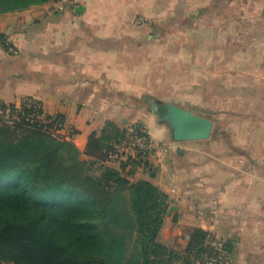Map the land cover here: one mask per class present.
I'll use <instances>...</instances> for the list:
<instances>
[{"label": "crops", "instance_id": "obj_1", "mask_svg": "<svg viewBox=\"0 0 264 264\" xmlns=\"http://www.w3.org/2000/svg\"><path fill=\"white\" fill-rule=\"evenodd\" d=\"M215 1L68 0L59 9L49 0L0 13V104L31 99L44 117L62 116L63 136L82 152L107 121L147 132L158 148L128 177L168 194L159 240L184 249L185 234L200 227L211 246L225 243L226 264H264V88L260 115L225 110L211 119L207 138H176L165 118L164 103L190 98L184 80L170 82L184 77L169 72L172 44H179L172 29L210 13ZM127 144L108 164L121 169L120 160L138 155Z\"/></svg>", "mask_w": 264, "mask_h": 264}, {"label": "trees", "instance_id": "obj_2", "mask_svg": "<svg viewBox=\"0 0 264 264\" xmlns=\"http://www.w3.org/2000/svg\"><path fill=\"white\" fill-rule=\"evenodd\" d=\"M47 1L0 0V13ZM15 105L0 104V115H21L0 124V263L197 264L217 253L200 227L189 232L184 249L159 240L168 194L148 179L128 177L146 163L145 152L121 160V169L108 164L120 155L127 128L107 121L82 152L50 131L62 116L44 117L31 99L19 111Z\"/></svg>", "mask_w": 264, "mask_h": 264}, {"label": "rangeland", "instance_id": "obj_3", "mask_svg": "<svg viewBox=\"0 0 264 264\" xmlns=\"http://www.w3.org/2000/svg\"><path fill=\"white\" fill-rule=\"evenodd\" d=\"M185 21L184 28L172 29L177 35L172 42L179 39V44H172L175 47L169 54V72L174 77L183 72L184 77H171L170 82L175 87L176 82L184 80L183 86L188 84L184 92L190 98L176 102L185 105L183 108L175 101L166 103L210 119L234 108L260 115L257 110L260 88H264V83L260 85L261 73L264 78V0H216L210 13L190 15ZM20 116L16 111L10 116L4 113L0 124H13ZM59 136L65 138L62 133ZM127 146L138 154L131 143ZM91 171L100 172L97 165ZM184 237L187 240L190 234Z\"/></svg>", "mask_w": 264, "mask_h": 264}, {"label": "built area", "instance_id": "obj_4", "mask_svg": "<svg viewBox=\"0 0 264 264\" xmlns=\"http://www.w3.org/2000/svg\"><path fill=\"white\" fill-rule=\"evenodd\" d=\"M58 4L59 9H63L66 4L68 3V0H55ZM8 48L11 51H14L15 48L11 45H8ZM19 105L18 107H20ZM38 114L36 112L32 113L30 116L35 117ZM46 121V120H45ZM66 128V121L65 119H58L54 126L51 127L50 131L57 135L61 134L63 130ZM127 142L131 143L133 146H135L136 149L143 151L145 153H148L156 148H158V145L150 138L147 132L145 131H139V130H129L127 133ZM119 157V154H114L112 156V159H117ZM213 248L217 251V253L209 258H207L206 264H226L228 262V255L225 243L222 240H213L212 242Z\"/></svg>", "mask_w": 264, "mask_h": 264}, {"label": "water", "instance_id": "obj_5", "mask_svg": "<svg viewBox=\"0 0 264 264\" xmlns=\"http://www.w3.org/2000/svg\"><path fill=\"white\" fill-rule=\"evenodd\" d=\"M78 11L80 9L78 8ZM167 107L165 118L174 126L176 138H207L213 129V121L199 114L190 113L180 107L164 103Z\"/></svg>", "mask_w": 264, "mask_h": 264}]
</instances>
